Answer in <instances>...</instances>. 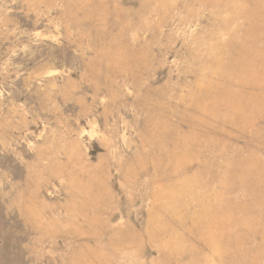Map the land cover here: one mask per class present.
Returning <instances> with one entry per match:
<instances>
[{"label":"rangeland","instance_id":"rangeland-1","mask_svg":"<svg viewBox=\"0 0 264 264\" xmlns=\"http://www.w3.org/2000/svg\"><path fill=\"white\" fill-rule=\"evenodd\" d=\"M0 264H264V0H0Z\"/></svg>","mask_w":264,"mask_h":264}]
</instances>
